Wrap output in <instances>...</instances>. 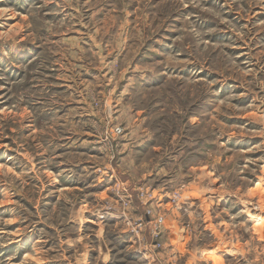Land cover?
<instances>
[{"label": "clouds", "instance_id": "clouds-1", "mask_svg": "<svg viewBox=\"0 0 264 264\" xmlns=\"http://www.w3.org/2000/svg\"><path fill=\"white\" fill-rule=\"evenodd\" d=\"M214 2L0 0V264H264V0Z\"/></svg>", "mask_w": 264, "mask_h": 264}, {"label": "rangeland", "instance_id": "rangeland-1", "mask_svg": "<svg viewBox=\"0 0 264 264\" xmlns=\"http://www.w3.org/2000/svg\"><path fill=\"white\" fill-rule=\"evenodd\" d=\"M14 2V0H13ZM207 6H210V7H217L216 3L214 2V0H208V5ZM226 7V5H225ZM18 11H23V7H19L18 8ZM129 13H130V20L132 18L131 16V13L133 12V8L130 6L129 9H128ZM257 16H260V17H264V13H260L257 11L256 13ZM99 18L103 19V14H98ZM253 19H255V17H253ZM161 31L164 33V42L166 43L167 42V37L169 36V33L168 32H165L164 29L162 28ZM112 34V30L110 29L109 30V33L107 34V36H110ZM218 39L216 40V42H221L223 40V36L224 34L223 33H218ZM261 36H264V33H261L260 34ZM107 36H106V39H107ZM158 39V42H159V36L157 37ZM163 50V49H161ZM143 54V49H139L138 50V53H137V58H139L140 55ZM95 72H99L100 70L99 69H96L94 70ZM88 78V77H86ZM59 79V77H58ZM58 88L60 89H63L65 87L64 84H58L57 85ZM241 99H245L244 96L241 97ZM76 103H82V101H77ZM241 107H245L246 105L244 104H241L240 105ZM249 119V114L248 113H241L237 116H233V117H230L228 120H225V123H230V124H238L239 122L241 121H246ZM92 136V133L90 132H85L84 133V137L85 139L89 138ZM4 144L8 145V148H7V156L4 155V152H5V149L3 147H0V165H2L7 159L8 157L10 156H13L14 155V146L11 144V140H10V137L9 138H5V140L3 141ZM252 145H249V147H251ZM89 155H95L94 152H90L88 153ZM70 186V185H69ZM14 203V201H13ZM10 205H0V211H3L5 208H8ZM5 215H9L10 213L9 212H5L4 213ZM23 227V225H21L19 222L13 224V225H10L9 226V229L12 230V231H15L16 229L18 228H21ZM8 248H12L13 245H8L7 246ZM121 247H123V245H121ZM139 259V256L137 254H135L134 252H130L127 256V260L130 262V264H135V262Z\"/></svg>", "mask_w": 264, "mask_h": 264}]
</instances>
